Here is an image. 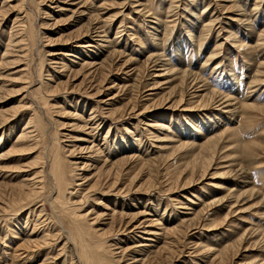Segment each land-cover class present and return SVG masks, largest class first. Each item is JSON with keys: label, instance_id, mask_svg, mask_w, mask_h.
Returning <instances> with one entry per match:
<instances>
[{"label": "rangeland", "instance_id": "374dc122", "mask_svg": "<svg viewBox=\"0 0 264 264\" xmlns=\"http://www.w3.org/2000/svg\"><path fill=\"white\" fill-rule=\"evenodd\" d=\"M178 68L190 69L186 82ZM195 88L207 106L165 108ZM214 94L238 107L210 105ZM217 140L213 155L201 152ZM97 147L117 166L87 160ZM55 150L75 162L59 183ZM64 183L81 184L77 196L56 187ZM229 191L239 194L232 209ZM71 208L87 211L84 244ZM215 218L222 224L209 229ZM118 255L120 264H264V0H0V264H115Z\"/></svg>", "mask_w": 264, "mask_h": 264}, {"label": "bare ground", "instance_id": "6f19581e", "mask_svg": "<svg viewBox=\"0 0 264 264\" xmlns=\"http://www.w3.org/2000/svg\"><path fill=\"white\" fill-rule=\"evenodd\" d=\"M225 1V0H224ZM228 1V0H227ZM82 3V2H81ZM83 3H84V1H83ZM79 5V4H78ZM82 6V5H81ZM235 5H232V7H234ZM234 10H239L237 7H235L234 8ZM83 12H84V10H81L80 11V16L83 14ZM94 19H96V18H94ZM93 29V27L91 26L89 29H87L85 32H86V34H88V33H90V31ZM104 30V29H103ZM94 31H96L97 32V30H94ZM81 34V35H80ZM92 34V33H91ZM97 34V33H96ZM99 34V33H98ZM98 34H97V36H98ZM79 35L80 36H83L82 35V32H80L79 33ZM79 35H77L78 37H79ZM100 35H102V34H100ZM95 38V37H94ZM93 38V39H94ZM96 39H97V37H96ZM68 40V39H67ZM104 40H105V38H104ZM78 41V40H77ZM106 42H108L109 40H105ZM96 42H97V40H96ZM101 45V44H100ZM108 45V44H107ZM103 46V45H102ZM78 47H80V46H78ZM77 47V48H78ZM114 52V50L113 51H111L110 53L112 54ZM7 53V51L5 52V54ZM114 54V53H113ZM68 55H73V54H68ZM92 64L93 63H83V64H81V68L82 67H84L85 65H90V66H92ZM176 68L174 67V68H172V66H170L169 68H165V69H160V71L161 72H164V73H158V74H156L158 77H160L161 79H162V81H164V80H167L168 79V77L167 76H169V75H171V74H173V73H175V70ZM181 69V70H180ZM178 68L177 70L179 71V73H181L180 74V76H178L180 79H179V81L182 83L183 81H185V79H186V75H188V70H190V69H182V68ZM154 74V73H153ZM191 74V73H190ZM155 75V76H156ZM194 76V75H193ZM177 77V78H178ZM152 78V77H151ZM197 78V77H196ZM154 79H156V77H154ZM176 79V78H175ZM175 79H173V80H175ZM194 81H193V83H194V85L196 86L197 85V87L196 88H198V87H200V86H198V84H200V80H197V79H195V77L194 78H192ZM183 80V81H182ZM187 81H188V79H187ZM152 82H154V85H156V84H158L160 81H159V79H156V80H153ZM186 82V81H185ZM166 83H171V81H165V82H163V84H166ZM189 83H191V81L189 82ZM188 84V83H187ZM189 87V86H188ZM191 87V86H190ZM195 88V89H196ZM149 89V88H148ZM202 90V89H201ZM201 90H198V89H196L195 91H193V93H190V98H188V100L185 102V101H183L182 102V96H181V94H179V99L177 100V99H175V100H173L172 98L171 99H169V98H167V99H165V101L166 102H164V103H167V104H165V108H172V107H179V106H185V108H186V111H187V109H189V110H191V109H195V108H202V107H205V106H207V103L205 102V98L203 99V100H201L203 97H204V93L202 92V94H199V91H200V93H201ZM209 91V93L213 96V93H214V91L212 90V91H210V90H208ZM208 93V94H209ZM199 94V95H198ZM148 95V94H147ZM146 95V96H147ZM184 96V95H183ZM214 96L215 97H219L218 99H216V100H212L211 101V103H210V105L211 104H213V105H215V106H221V105H223V106H221V108L223 107H226V108H228L229 106H231L232 107V104H230V101H231V99L229 98V97H227V96H223V95H215L214 94ZM220 96H222V97H220ZM225 97H227V98H225ZM193 98H196V100H194V101H192V99ZM200 98V99H199ZM111 98H108V100H110ZM210 100V99H209ZM227 100H229V104H226L225 105V101H227ZM102 102H104V101H106V100H101ZM210 102V101H209ZM219 102V103H218ZM186 103V104H185ZM179 105V106H178ZM159 107V106H158ZM157 107V108H158ZM230 107V108H231ZM238 106H233L232 107V109H235V108H237ZM229 108V109H230ZM184 109V108H183ZM225 109V108H224ZM231 109V111H233ZM131 110V109H130ZM216 110V109H215ZM134 111V110H133ZM227 111V110H226ZM230 111V110H229ZM230 111V112H231ZM228 112V111H227ZM226 112V113H227ZM234 112V111H233ZM232 112V113H233ZM236 112V111H235ZM91 113V112H90ZM111 113H112V111H111ZM229 113V112H228ZM89 115V114H88ZM167 115V114H166ZM169 115H171V114H169ZM230 115V114H229ZM229 115H228V118H229ZM79 120L81 121V122H84V123H87L89 120H91V119H93L94 117H92V113L89 115V117L87 118V119H85V117H83L82 116V114L81 115H79ZM78 120V121H79ZM159 121V120H158ZM162 121V120H161ZM191 121V120H190ZM191 123V122H190ZM80 124V123H79ZM162 124V123H161ZM193 124V123H192ZM83 125V124H82ZM86 125V124H85ZM84 126V125H83ZM155 126H157V125H155ZM155 126H153V127H155ZM159 126V125H158ZM168 127H170V126H167L166 128H168ZM81 128L82 127H80L79 129L81 130ZM155 128H158V127H155ZM155 128H154V130H155ZM161 130V129H160ZM82 131V130H81ZM201 132V131H200ZM230 133V132H229ZM231 134H233L234 136H237L236 135V133H235V131H234V129L233 130H231ZM29 136V132L28 131H24V133L22 134V136H21V138L20 139H22V137H25V138H27ZM90 136H93L94 137V135H90ZM92 137V138H93ZM159 137V136H158ZM160 137H162V136H160ZM210 137V136H209ZM220 137V135L218 136V138ZM163 138V137H162ZM160 139V140H163V139ZM165 138V137H164ZM104 139V138H103ZM19 140V139H18ZM24 140V139H23ZM81 140V139H80ZM82 140H84V141H88L87 139H82ZM81 140V141H82ZM206 140V139H205ZM213 140V139H212ZM234 141H236L235 139H233ZM119 141V140H118ZM165 141H168V140H165ZM88 142H90V144H92L91 142H93V141H88ZM206 142V141H205ZM219 142H220V140H217V142H215V143H211V142H209V143H203V147L201 148L200 147V149H201V152H204L205 150H207V148H210V147H212L211 149H212V155L214 154V150H215V148L217 149L218 148V145H219ZM186 143V142H185ZM188 143V142H187ZM186 143V144H187ZM206 144V145H205ZM93 145H95V144H93ZM90 146V148H92V147H94V146ZM127 145H129V144H127ZM178 145V144H177ZM246 145V144H245ZM131 145H129V147H130ZM183 146H184V148H185V144L183 143V142H181L179 145H178V147L179 148H183ZM236 146H237V150H239V149H241L242 147H243V144H242V142L241 141H238L237 142V144H236ZM117 147L120 149V146H119V143L117 142ZM127 147V146H126ZM187 147H188V145H187ZM186 147V148H187ZM222 147H227L226 145L225 146H222ZM221 147V148H222ZM245 147V146H244ZM247 147H248V145H247ZM246 147V148H247ZM89 148V147H88ZM90 148H89V150H90ZM181 148V149H182ZM65 149V148H64ZM63 149V150H64ZM23 150V149H22ZM92 150V149H91ZM94 150V149H93ZM234 150H235V148H234ZM244 150V149H243ZM65 151V150H64ZM115 151H117V150H115ZM115 151H113V153H115ZM210 151V150H209ZM241 151V150H240ZM215 152H217V151H215ZM72 153H73V151H72V149L70 150V151H68V156H73L72 155ZM198 153H199V151H198ZM61 153L59 152V150H55V152H54V155H53V163H52V165H51V174H52V177H53V179H55V181H57V183H59L58 181H60V180H62V181H65V179H66V172H69L70 170H72L73 168H72V166L71 165H73V164H75V162H72V161H69V159L68 160H65V158L64 157H62L61 155H60ZM204 155V154H203ZM207 155V154H206ZM205 155V156H206ZM210 155H211V152H210ZM212 155L210 156V157H212ZM200 157H205V156H202V155H199ZM230 157L229 155H227V154H225L223 157ZM87 157H88V159L87 160H91V161H93V162H98L100 159H102L101 160V167L103 166V167H109L110 169H112L113 168V166L115 165V166H117V161L118 160H120V159H118V160H116L115 159V161H112V162H110L109 161V159L107 158L108 157V152H106V151H103L102 149L100 150V148H98L97 147V150L95 149L94 151H91L90 152V154L89 155H87ZM87 157H84V158H87ZM187 162V161H186ZM210 162L211 161H205V163H203V165H201L202 166V168L203 169H200V171L201 170H203V173H201L202 175L200 176V180H202L203 179V177H206L205 175H206V173H208V167L210 166ZM193 163V160L190 162V160L188 161V164L187 165H185L186 166V168L185 169H187L188 168V166L189 165H191ZM109 164V165H108ZM238 164V163H237ZM65 166V168H62V167H64ZM68 166V167H67ZM84 166H85V168L88 166L86 163H84ZM114 166V167H115ZM74 167V166H73ZM242 167V166H241ZM75 168V167H74ZM183 168H184V166H183ZM193 168V167H192ZM194 168H195V166H194ZM76 169V168H75ZM82 169V168H81ZM185 169H183V170H185ZM188 169H190V168H188ZM196 169H197V166H196ZM194 170V169H193ZM228 170V169H227ZM237 170H239L238 172H236L237 173V175L239 174L240 176H242V175H244V173H245V169H241V168H239V169H237ZM195 171V170H194ZM200 171H198V172H200ZM115 174H116V171L114 172ZM227 173H229L230 174V171H228V172H226V174ZM73 174H74V172H73ZM216 173H212V176H211V178H215V177H213L214 175H215ZM236 175V174H235ZM219 176V175H218ZM217 176V177H218ZM232 176V175H231ZM72 177V176H71ZM74 177V176H73ZM73 177H72V179H73ZM76 179V178H75ZM74 179V180H75ZM196 181V180H195ZM34 183H36V182H34ZM73 183H75V182H73ZM240 183H243V184H246V183H248L246 180H244V181H240ZM32 184H33V182H32ZM40 184H41V181H40ZM190 184H192L193 185V181L192 182H189V183H187L186 184V187L188 186H190ZM78 185V188H79V186L81 185V184H77ZM77 185H74V186H77ZM93 186H95V184L93 183L92 185H91V187H93ZM118 186H119V184L118 183H113V185H109L108 186V188H110V189H115V188H118ZM185 186V185H184ZM42 187V184H41V186L39 187V188H41ZM58 189H60V190H62L64 193H68L69 195L71 194V195H76L77 194V192H79V189L77 188L76 189V191L75 192H73L72 190L71 191H69V189H68V186L66 185V183H64L63 185H57L56 186ZM37 188V187H36ZM70 188V187H69ZM228 189V188H227ZM38 190V189H37ZM120 190H121V188L119 189V192H120ZM232 190V189H231ZM80 191H82V190H80ZM118 191V190H117ZM63 192H62V194H63ZM73 192V193H72ZM230 192V191H229ZM34 193H36V192H34ZM121 193V192H120ZM228 193V192H227ZM226 193V194H227ZM28 195V194H27ZM74 195V196H75ZM193 195V194H192ZM195 195V194H194ZM230 195L232 196L231 197V199L233 198V200H232V202H230L231 201V199H230V203H231V209L232 208H234V206L236 205V202H239L240 200H238V198H239V194H238V192L237 191H235L234 193H233V191L232 192H230ZM77 196V195H76ZM227 197V196H226ZM229 197V196H228ZM63 198V197H62ZM87 198H86V196H85V198H84V196L82 197V199H80V201L79 202H81L82 200H83V202L86 200ZM227 199V198H226ZM229 199V198H228ZM63 202V201H62ZM62 202H59V203H62ZM66 202V201H65ZM65 202H63V204L65 203ZM223 202V200H222V198H218V199H216L215 201H211V203L209 202V205H219V204H221ZM228 202V201H227ZM224 203V202H223ZM230 203H228V204H230ZM227 204V205H228ZM235 204V205H234ZM223 205V204H222ZM234 205V206H233ZM213 208V207H212ZM229 208V207H228ZM75 209V208H74ZM71 210H72V208H71ZM230 210V209H229ZM234 210H236V209H234ZM231 211V210H230ZM87 212V211H86ZM85 212V213H86ZM232 212V211H231ZM231 212H227V216L225 215V217L222 219V221L223 222H227L230 218L228 217V214H230ZM234 212V211H233ZM85 213H84V216H85ZM90 215V214H89ZM133 215V214H132ZM70 219H72V222H76L75 223V234H76V236H77V238L80 240V244H84V239H85V234L86 235H88L87 233H83L82 232V225H81V222H83V218H84V216H81V215H75L74 214V210H72L71 211V213H70ZM134 216V215H133ZM133 216H130V217H133ZM135 217V216H134ZM113 218V217H112ZM209 218V217H208ZM87 219V218H86ZM89 219H91V218H89ZM92 219H97V216L95 215ZM91 219V220H92ZM133 219V218H132ZM216 219V218H215ZM218 219V218H217ZM217 219H216V221L215 220H213V221H211V222H209V223H206L208 226H210L209 227V229L211 228L212 230H214V229H216V227L217 226H219V225H221L222 224V221L220 220V221H217ZM90 221V220H89ZM89 221H87V222H89ZM93 221V220H92ZM130 221V220H129ZM216 222V223H215ZM90 223H93V222H90ZM124 223V222H123ZM128 223L129 222H127L126 223V225L128 226ZM227 224V223H226ZM92 225H94V224H92ZM123 226V225H122ZM147 226V225H146ZM150 227L152 226V225H149ZM153 227V226H152ZM156 227V226H155ZM90 228H91V226H90ZM119 228V227H118ZM160 228V227H159ZM208 229V230H209ZM95 230H97V229H95ZM148 230V229H147ZM146 230V231H147ZM159 230H161V229H159ZM149 231V230H148ZM151 231H154V230H152L151 229ZM158 231V230H157ZM87 232V231H86ZM103 232V231H102ZM155 233H156V231H154ZM91 233V232H90ZM93 234H96V233H94V232H92ZM163 233V232H162ZM101 234V233H100ZM103 234H104V232H103ZM160 234V233H159ZM159 234H156V235H159ZM173 234V233H172ZM43 235V234H42ZM161 235H163V234H160V236ZM89 237H92V235L91 234H89L88 235ZM160 236H159V238H160ZM42 237H45L44 235L42 236ZM89 237H87V239H89ZM95 238H97L96 236H95ZM91 239V238H90ZM93 239V238H92ZM44 241L46 240L45 238L43 239ZM97 241H95V242H98V244H97V247L98 248H104V245L106 244V242H105V239H102V238H100V239H96ZM242 240H244V234L243 235H241L238 239H236V243L238 242V245L240 246V242L242 241ZM82 246V245H81ZM95 246V245H94ZM231 246V245H230ZM97 247H96V249H97ZM149 247V246H148ZM147 247V248H148ZM209 247V246H208ZM232 247V249H233V246H231ZM82 253H86V249L84 248V245L82 246ZM105 249V248H104ZM205 250V249H204ZM231 250V249H230ZM99 251V250H98ZM229 251V250H228ZM81 254V253H80ZM83 254V255H84ZM93 254V253H92ZM235 254V253H234ZM136 256V255H135ZM84 257H86L85 258V260L87 261H89V259H87V255L85 254V256ZM84 257H83V261L85 262V260H84ZM121 258H122V255H118V258H116V260H117V263H115L116 261H114V263L115 264H120L119 263V261L121 260ZM137 257H135V259H136ZM132 259V261L134 262V261H136V260H134V257H132L131 258ZM142 260H143V258H141ZM141 260V261H142ZM223 261V260H222ZM100 262H102V261H100ZM105 263V262H104ZM113 263V262H112Z\"/></svg>", "mask_w": 264, "mask_h": 264}]
</instances>
